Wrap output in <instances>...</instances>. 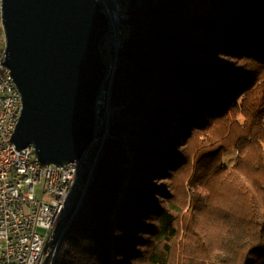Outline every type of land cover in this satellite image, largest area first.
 <instances>
[{"label": "trees", "instance_id": "1", "mask_svg": "<svg viewBox=\"0 0 264 264\" xmlns=\"http://www.w3.org/2000/svg\"><path fill=\"white\" fill-rule=\"evenodd\" d=\"M110 106L55 264H264V0H131Z\"/></svg>", "mask_w": 264, "mask_h": 264}, {"label": "water", "instance_id": "2", "mask_svg": "<svg viewBox=\"0 0 264 264\" xmlns=\"http://www.w3.org/2000/svg\"><path fill=\"white\" fill-rule=\"evenodd\" d=\"M0 12L2 65L22 100L12 144L17 150L32 148L41 165L78 161L96 130L95 102L106 71L99 48L107 17L96 0H1Z\"/></svg>", "mask_w": 264, "mask_h": 264}, {"label": "built area", "instance_id": "3", "mask_svg": "<svg viewBox=\"0 0 264 264\" xmlns=\"http://www.w3.org/2000/svg\"><path fill=\"white\" fill-rule=\"evenodd\" d=\"M96 1L108 21L100 52L107 70L117 35L122 32L124 0ZM3 62L1 51L0 264H40L56 233L59 214L78 185L87 152L74 163L45 166L37 161L32 148L28 152L15 148L12 127L19 121L22 100Z\"/></svg>", "mask_w": 264, "mask_h": 264}, {"label": "bare ground", "instance_id": "4", "mask_svg": "<svg viewBox=\"0 0 264 264\" xmlns=\"http://www.w3.org/2000/svg\"><path fill=\"white\" fill-rule=\"evenodd\" d=\"M130 4L131 0H124L123 9V26L122 32L117 35V46L110 56L109 66L104 75L103 82L98 91L97 95L100 97L96 98L95 114H96V130L94 132L93 141L94 143L90 146L87 151V157L83 159V167L81 168L80 176H78V185L75 186V190L70 196V202L65 205V208L61 210L59 214V223L56 228L55 235L51 238L49 245V251H46L44 260L40 264H55L57 260V254L61 242L70 227L73 219L75 218L80 205L82 204L86 191L92 180L94 168L97 164V160L101 155L102 149L106 143L108 135L109 119L111 114L110 103H111V92L115 74L118 67L119 53L122 49L123 40L127 35V21L130 16ZM102 50V43L99 51ZM117 112V110L115 111ZM104 114V116H103ZM17 125L12 127V134L15 131ZM21 152H28V148L22 149Z\"/></svg>", "mask_w": 264, "mask_h": 264}, {"label": "rangeland", "instance_id": "5", "mask_svg": "<svg viewBox=\"0 0 264 264\" xmlns=\"http://www.w3.org/2000/svg\"><path fill=\"white\" fill-rule=\"evenodd\" d=\"M246 64V63H245ZM245 66H249V65H245ZM116 113V115L115 116H117L118 115V110H117V112H115ZM111 121H113V119L111 120ZM116 129L114 128V129H112L111 128V133L112 134H116ZM233 158H235V155H233V154H227L225 157H224V159H223V162H224V165L227 167V166H230V164H231V162H232V160H233ZM186 176H188L186 173H184V172H180V176L178 177H176L174 180H175V183H176V186H178V189H179V193L181 194H179V195H177L175 192V195H174V199H172L175 203H177V204H180L182 207H185L184 205H183V198H182V195L184 196V186H185V182H186ZM151 183H154V181H152ZM197 191H198V193L202 196V197H206L207 196V193L203 190V189H201V188H197ZM37 194H39V192H37ZM171 200V201H172ZM189 204H190V200H187V206H188V208H189ZM188 208H185V209H187L188 210ZM184 213L186 214V217L188 218V217H190V214H189V212H187L186 210L184 211ZM194 216V215H193ZM195 217V216H194ZM189 219H183V222H184V226H185V224H186V222L188 221Z\"/></svg>", "mask_w": 264, "mask_h": 264}]
</instances>
